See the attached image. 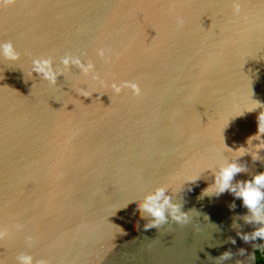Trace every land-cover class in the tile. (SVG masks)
Here are the masks:
<instances>
[{"label": "water", "instance_id": "95a60500", "mask_svg": "<svg viewBox=\"0 0 264 264\" xmlns=\"http://www.w3.org/2000/svg\"><path fill=\"white\" fill-rule=\"evenodd\" d=\"M0 41L20 52L0 58L3 264H257L264 243L232 226L241 201L200 196L227 160L247 169L233 183L264 171L247 111L264 104V0H12ZM66 53L93 72L63 69ZM42 56L63 70L55 85L31 74ZM161 185L190 221L145 230L136 201Z\"/></svg>", "mask_w": 264, "mask_h": 264}, {"label": "clouds", "instance_id": "9594fccd", "mask_svg": "<svg viewBox=\"0 0 264 264\" xmlns=\"http://www.w3.org/2000/svg\"><path fill=\"white\" fill-rule=\"evenodd\" d=\"M10 3H12V0H0V4ZM233 9L235 12H239V4L234 2ZM100 54L103 55L102 52ZM19 57L20 52L17 51L12 41H0V58L9 62H15ZM60 64L63 65V69L76 67L85 75L94 70L93 64L91 62H82L80 55L66 53L60 59ZM31 74H36L50 84L55 85L57 78L64 73L59 67H54L51 57L42 56L32 61ZM112 87L116 93L121 91V88L117 85H113ZM125 87H131L137 95L140 94V88L136 84H125ZM257 108L260 111L257 116L258 134L256 137L260 139L259 134H264V104L256 101L255 106L249 108L247 111H254ZM246 171L247 169L237 163V160H227L221 163L212 173L213 182L202 191L200 198L219 196L226 191L231 193L247 209V214L233 217L232 226L237 229V236L245 242H254L259 238L261 243H264V171L252 174L250 179L236 180L233 183L238 174ZM199 178L200 176L188 178L185 180L184 185L186 182L194 183ZM189 190H191L190 184ZM235 207L234 202L229 204L230 209H234ZM136 208L139 210L141 218L147 220L143 225L145 230L159 228L162 224L167 223L169 219L178 224H187L190 221L189 211L185 212L182 210L181 204L173 199V195L169 194L167 185L157 186L146 192L142 199L136 201ZM238 219L255 227L251 232H241L239 231L240 226L236 223ZM8 238V230L0 228V241ZM228 241L233 244L235 243V239L232 237H228ZM256 245L253 244V246ZM239 252L242 255L244 254L243 249H240ZM232 255L231 251L223 252L219 257L214 259L215 264H223L224 261L230 260ZM0 264H3V261H0ZM16 264H34V258L30 254L22 253L16 257ZM35 264H47V261L37 260Z\"/></svg>", "mask_w": 264, "mask_h": 264}, {"label": "trees", "instance_id": "16d2710c", "mask_svg": "<svg viewBox=\"0 0 264 264\" xmlns=\"http://www.w3.org/2000/svg\"><path fill=\"white\" fill-rule=\"evenodd\" d=\"M256 262L257 264H264V251H256Z\"/></svg>", "mask_w": 264, "mask_h": 264}]
</instances>
